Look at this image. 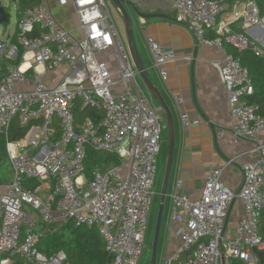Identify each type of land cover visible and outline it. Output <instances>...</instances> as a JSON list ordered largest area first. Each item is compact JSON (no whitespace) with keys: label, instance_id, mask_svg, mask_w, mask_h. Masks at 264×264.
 Instances as JSON below:
<instances>
[{"label":"built area","instance_id":"obj_1","mask_svg":"<svg viewBox=\"0 0 264 264\" xmlns=\"http://www.w3.org/2000/svg\"><path fill=\"white\" fill-rule=\"evenodd\" d=\"M70 1L78 36L56 21L46 0H39L19 11L12 34L16 41H11V35L0 40V60L19 61L7 64L0 76V133L6 135L12 121L21 126L39 121L22 139L6 137L12 178L0 185V264H16L14 258L22 264H64L63 250L46 255L38 244L44 232L69 223L98 228L111 255L106 264H138L145 248L162 107L152 105L138 84L127 44L106 1ZM167 1L176 13L174 21L194 41L189 54L177 55L146 37L159 77L167 79L168 63H190L198 45L217 48L221 55L211 64L226 91L231 134L253 143L248 153L254 159L240 164L241 184L235 191L221 182L220 175L237 157L210 170L201 196L193 200L176 179L170 194V220L177 224L180 243L164 264H219L222 258L230 264L233 260L264 264L253 252L255 248L264 254L259 234L264 212V141L258 140L264 116L248 102L253 85L247 68L224 48L227 43L237 51L250 49L264 56V9L256 0H232L230 12L226 11L230 0ZM35 30L38 34L31 35ZM208 30L215 36L208 38ZM57 70L63 71L57 83L44 81ZM76 101L80 108L101 110L99 123L90 118L77 123ZM181 119L188 124L185 112ZM88 148L114 153L119 163L95 167L88 178ZM26 178L37 182L34 190L23 186ZM235 199L241 201L243 214L234 236L226 237L225 224Z\"/></svg>","mask_w":264,"mask_h":264},{"label":"crops","instance_id":"obj_2","mask_svg":"<svg viewBox=\"0 0 264 264\" xmlns=\"http://www.w3.org/2000/svg\"><path fill=\"white\" fill-rule=\"evenodd\" d=\"M46 2L56 21L72 35L78 36L80 33L76 30L77 17L71 1L46 0ZM227 3L226 11L230 12L232 0ZM131 4L135 5L142 14L155 15L154 17H136L135 24L133 23V36L140 59L147 68L152 84L157 87L169 108L173 121L174 149L166 195L168 197L167 211L163 222L161 217L156 259V264H164V260L171 258L180 243V238L175 232L177 224L170 220V194L176 179L182 181L183 192L190 200H193L201 196L205 178L210 170L223 167L230 157H237L235 162L226 166L220 175L221 182L235 191L241 184L240 164L254 159L253 155L248 153L253 143L235 139L231 134L232 119L226 91L211 64L221 55L219 50L203 44L198 45L190 63L177 61L166 64L167 79L163 81L156 67L153 66V59L145 42L146 37H151L165 48L172 49L177 55L189 54L194 38L183 25L174 21L176 13L167 0H137ZM126 6L130 13V7ZM21 9H17L16 22ZM16 22L14 28L5 35H11L10 39L15 33ZM134 27H136L137 39ZM231 28L238 30L236 24H232ZM208 31L206 35L210 33ZM60 71L53 73L57 76ZM53 76L56 77L55 75L46 76L48 84L52 83L53 78L51 77ZM142 90L152 105L160 106L146 88L142 87ZM182 112L187 114L188 124L183 123ZM161 121H163L161 137L164 136V141L162 143L160 141V147L163 144L166 163L169 134L163 109ZM258 140L264 141V131L259 133ZM166 202L164 200V205ZM242 214V203L239 199H235L229 209L225 224L226 237L234 236ZM143 255L142 252L138 264L145 259ZM262 260H264V254H262ZM171 264L176 263L173 261ZM219 264H230V262L222 258Z\"/></svg>","mask_w":264,"mask_h":264},{"label":"trees","instance_id":"obj_3","mask_svg":"<svg viewBox=\"0 0 264 264\" xmlns=\"http://www.w3.org/2000/svg\"><path fill=\"white\" fill-rule=\"evenodd\" d=\"M256 2L259 8L263 10L264 0H256ZM38 3L39 0H18L17 6L20 9ZM37 30L31 35L38 34ZM206 36L211 38L215 34L210 32ZM11 41H16L15 36L11 38ZM225 48L240 61L243 67L247 68L248 76L253 85V94L248 98V102L257 106V114L264 116V56H256L250 49L237 51V49L227 43H225ZM21 51L22 49L20 48L19 54H21ZM18 63V60H0V76L6 72L7 64L17 65ZM74 113L77 123H80L85 118H90L95 124H98L102 117L101 110L92 107L80 108L78 101H76ZM38 123L39 121L36 120L21 126L17 121H12L7 134L0 133V185L8 183L12 174L11 164L5 151L6 137L9 140L22 139L28 130L32 126H37ZM118 163L116 154L94 151L88 148L85 160V174L89 178L90 171L93 168H107ZM23 186L34 190L37 182L26 178ZM259 234L264 239V212L259 220ZM38 249L46 255L63 250L67 255V260L64 264H106L111 260V255L105 250L104 240L96 226H75L69 223L50 232H44L39 241ZM14 260L16 264H22V260L17 258H14ZM231 264L242 263L238 260H233Z\"/></svg>","mask_w":264,"mask_h":264},{"label":"water","instance_id":"obj_4","mask_svg":"<svg viewBox=\"0 0 264 264\" xmlns=\"http://www.w3.org/2000/svg\"><path fill=\"white\" fill-rule=\"evenodd\" d=\"M118 13L120 14L123 24H124V29H125V34H126V44L128 47V51L130 53L133 65L135 67L136 74L140 76L142 81L144 82V85L146 89L151 93V95L156 99L158 104L162 107L165 115H166V120H167V128H168V150H167V159L165 163V168H164V173H163V179L161 182V187H160V202H159V207L155 219V226L153 230V237L151 241V246H150V259H149V264H156V259H157V245H158V236H159V229H160V223H161V217H162V212H163V205H164V200L167 195V189H168V180H169V175H170V170H171V165H172V154H173V149H174V132H173V121H172V115L167 107L164 99L160 95L158 89L156 86H154L148 76L147 73V68L143 65L140 56L138 54L135 41H134V36H133V24H132V19L129 13V9L127 8L126 5L130 7V9L138 16V17H154L155 15H150V14H142L140 13L135 5H132L131 3L127 2L126 0H110ZM9 14L6 11V8L2 5L0 2V26L3 24H8L9 23ZM253 252H255L259 257H260V262H262V252L257 251L255 248H253Z\"/></svg>","mask_w":264,"mask_h":264},{"label":"rangeland","instance_id":"obj_5","mask_svg":"<svg viewBox=\"0 0 264 264\" xmlns=\"http://www.w3.org/2000/svg\"><path fill=\"white\" fill-rule=\"evenodd\" d=\"M105 1L107 3L108 8H109L110 15H111L118 31H119V34H120L123 42L126 44V34H125V29H124V24H123L122 18L120 16V14L118 13V11L116 10V8L114 7V5L112 4V2L110 0H105ZM0 2L6 8V11L8 12V14L10 16L9 23L3 24L0 26V40H2L4 38V36L7 34V32L12 30L15 26L16 14H17L18 7H17L16 0H0ZM130 11H131L130 15L132 17L131 18L132 24L133 23L135 24V19L138 16L132 10H130ZM135 32H136V27H134V33ZM135 37L137 39L136 33H135ZM138 44H139V42H138ZM109 54H110L111 60H112L113 65H114L115 61H113V56H112L110 51H109ZM62 74H63V71L58 72L57 76H56V73L51 74V75L56 76V77H54V76L51 77V78H53L52 84L57 83L59 81L60 77L62 76ZM47 78L48 77H45V79H44L45 82H46ZM136 79H137L138 83L140 84V86L145 89L146 87L144 85V82L141 80L140 76L137 75ZM162 122L163 121H160V123H162ZM160 137H161V135H160ZM161 138L162 139H160V141L162 143V141H164V136ZM164 166H165V156H164V151H163V144H161L160 153H159V156H157V169L158 170L156 172V180H155V184H154V188H153L154 194L152 195V199H151L150 211H149L148 222H147V230H146L145 235H144L145 248L143 250V254H144L143 256L145 259L141 262V264L143 262H145L146 264H149L150 246H151V241H152V237H153L155 219H156V215H157V211H158V207H159V202H160V187H161V182L163 179L162 175H163V171H164ZM11 178H12V174H11ZM11 178H10V180H11ZM167 199H168V197H166L165 202L167 201ZM167 202L164 205L162 222L164 221V219L166 217Z\"/></svg>","mask_w":264,"mask_h":264}]
</instances>
